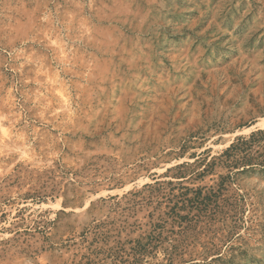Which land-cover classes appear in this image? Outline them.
I'll use <instances>...</instances> for the list:
<instances>
[{
  "label": "rangeland",
  "instance_id": "1",
  "mask_svg": "<svg viewBox=\"0 0 264 264\" xmlns=\"http://www.w3.org/2000/svg\"><path fill=\"white\" fill-rule=\"evenodd\" d=\"M0 264H264V0H0Z\"/></svg>",
  "mask_w": 264,
  "mask_h": 264
}]
</instances>
